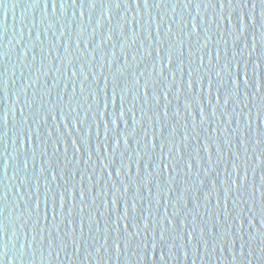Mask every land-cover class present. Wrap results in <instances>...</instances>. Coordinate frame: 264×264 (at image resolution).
Instances as JSON below:
<instances>
[{"label":"water","instance_id":"obj_1","mask_svg":"<svg viewBox=\"0 0 264 264\" xmlns=\"http://www.w3.org/2000/svg\"><path fill=\"white\" fill-rule=\"evenodd\" d=\"M4 113L3 264H264L261 0H0Z\"/></svg>","mask_w":264,"mask_h":264},{"label":"snow or ice","instance_id":"obj_2","mask_svg":"<svg viewBox=\"0 0 264 264\" xmlns=\"http://www.w3.org/2000/svg\"><path fill=\"white\" fill-rule=\"evenodd\" d=\"M98 2H99V0H89L90 7L95 8L97 6ZM261 2L264 3V0H261ZM145 6H147V0H145ZM6 119H7L6 113H4L3 115H0V123H5ZM54 219H55V216H54ZM0 228H2V225H0ZM5 248H6V246H5ZM6 254L7 253L5 251V253L3 255H6ZM0 264H3L2 259H0Z\"/></svg>","mask_w":264,"mask_h":264},{"label":"clouds","instance_id":"obj_3","mask_svg":"<svg viewBox=\"0 0 264 264\" xmlns=\"http://www.w3.org/2000/svg\"><path fill=\"white\" fill-rule=\"evenodd\" d=\"M5 251H7V248H5Z\"/></svg>","mask_w":264,"mask_h":264}]
</instances>
